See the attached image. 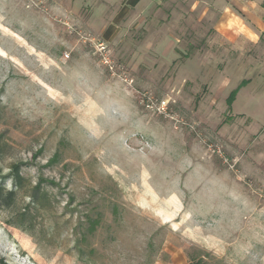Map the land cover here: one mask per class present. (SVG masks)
Instances as JSON below:
<instances>
[{
    "label": "rangeland",
    "instance_id": "1",
    "mask_svg": "<svg viewBox=\"0 0 264 264\" xmlns=\"http://www.w3.org/2000/svg\"><path fill=\"white\" fill-rule=\"evenodd\" d=\"M131 2L0 0V259L264 264V70L228 104L214 3Z\"/></svg>",
    "mask_w": 264,
    "mask_h": 264
},
{
    "label": "crops",
    "instance_id": "2",
    "mask_svg": "<svg viewBox=\"0 0 264 264\" xmlns=\"http://www.w3.org/2000/svg\"><path fill=\"white\" fill-rule=\"evenodd\" d=\"M141 2L143 0H132L131 7L137 8ZM209 2H213L219 9L215 22V30L223 41L219 46L228 47L229 56L234 57L226 63L233 64L228 70L238 72L246 67L244 71L247 70V76L236 79L239 81L237 86L242 83L241 87L245 86L253 78L260 77L258 73L264 70V0H209ZM171 20L173 24L184 22L178 16L171 17ZM186 21L191 23L192 18L188 15ZM250 73L252 74L249 75Z\"/></svg>",
    "mask_w": 264,
    "mask_h": 264
},
{
    "label": "trees",
    "instance_id": "3",
    "mask_svg": "<svg viewBox=\"0 0 264 264\" xmlns=\"http://www.w3.org/2000/svg\"><path fill=\"white\" fill-rule=\"evenodd\" d=\"M243 84V83H242ZM239 85V87H237L234 91H231L230 94L228 95L226 102L228 104H232V101H234L235 96L239 90V88H241V85ZM12 184H13V190L9 191V192H5L2 188V183L0 182V202L2 200H10L11 197L14 196L15 194V190H18L21 187V177L19 175V167L17 165H14L12 167V173L10 175ZM0 264H7L3 261V259H0Z\"/></svg>",
    "mask_w": 264,
    "mask_h": 264
}]
</instances>
